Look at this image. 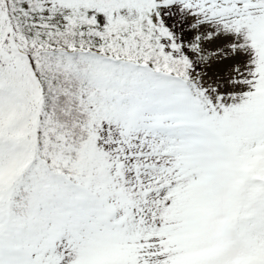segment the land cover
<instances>
[{"label": "snow or ice", "instance_id": "snow-or-ice-1", "mask_svg": "<svg viewBox=\"0 0 264 264\" xmlns=\"http://www.w3.org/2000/svg\"><path fill=\"white\" fill-rule=\"evenodd\" d=\"M0 264H264V0H0Z\"/></svg>", "mask_w": 264, "mask_h": 264}]
</instances>
